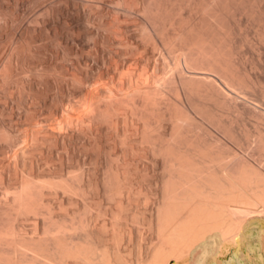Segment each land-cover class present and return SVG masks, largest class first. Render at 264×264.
Listing matches in <instances>:
<instances>
[{
    "label": "bare ground",
    "instance_id": "obj_1",
    "mask_svg": "<svg viewBox=\"0 0 264 264\" xmlns=\"http://www.w3.org/2000/svg\"><path fill=\"white\" fill-rule=\"evenodd\" d=\"M116 1L114 2H124L123 6L126 3L129 8L131 5L133 7L135 3L132 0ZM141 3L139 9L142 11L144 20L149 26H152L150 29L148 28L149 30L146 27L147 30L144 31L145 25H143L144 28L141 31L144 32L141 35L144 40L150 42L152 49L153 47L157 48L158 52H153L154 49L151 56L157 52L156 58L163 61V67L168 71L167 75L170 78L168 82L171 81V86L169 87L172 90L170 91H174L173 98H167L166 95L164 98L161 88H157L158 92L154 91L155 89L152 90L155 93L157 92L156 94L153 93L150 90L151 88H149L150 85L147 86L148 84L139 85L142 87L139 88L137 86L138 88L131 90L129 88V90H125L122 85L121 88L117 87L118 89H115L113 85V88L117 91L115 94L112 93L114 94L113 96L112 94L110 95L113 98L110 97L112 100L106 102L104 108H102V104L99 101L98 93H94V91L93 94L96 96H93V99L90 97L89 99L87 98L89 101L87 99L86 102L85 99L83 100L86 103V107L84 108L83 106L85 110L82 114L83 119L86 121L85 123L95 129V131L97 130V132L102 130L101 126L103 125L99 124L100 121L98 120H101V118H103L102 122L104 120L106 122L107 118V120L109 119L114 123L115 127L121 126L126 129L127 123L129 121L132 122L134 120H132V117L134 116L136 117L135 120H141L142 125L149 127L150 131L146 128L149 132L143 127V132L141 131L142 134L140 135L145 145L146 142H150L147 143V145H150L145 154L146 163L144 162V167L147 171L152 172L154 177V161L158 163L160 170L157 174V180H160L161 186L159 189L157 187L155 189V194L160 196V200L155 206L154 214L156 241L146 251L140 264H264V127L259 125L260 130L258 129L259 131H257L258 126L255 125L256 132H253L251 131L253 128L250 129V121L248 122L251 115L258 116L257 118L263 117L264 119V0H145V2L141 1ZM123 11H125V8ZM129 12L131 13V11ZM124 15L126 14L124 13ZM51 19L53 18L47 15L42 21L55 22ZM87 23H82V25ZM156 24L160 31L156 27L157 30L162 35L155 34L154 26ZM71 26L73 27L74 24ZM75 29L77 31L81 30L78 27ZM71 33L75 35L73 31ZM69 35V37H74L71 34ZM64 36L66 38L68 34ZM13 38L15 39L16 37L13 35ZM77 38L78 36L74 39ZM252 38L257 39L256 42L258 41L259 45L255 44V40H252ZM14 39L12 40L14 41ZM127 41H124L126 45L122 44L130 47V51L136 49L135 44L128 39ZM104 42L107 43V41ZM163 43L165 45L169 44L170 49L165 48L166 51L161 48ZM70 46L69 48H71ZM163 47L165 46L163 45ZM256 47L258 50L254 49ZM11 48L16 49V47ZM119 51L112 48L108 51H100L102 62L109 64L105 69H102L101 66L98 67L100 72L105 74L104 78L106 80L112 78V74H109L111 70L121 73L123 69L122 64L123 62L125 63V60L120 57ZM164 51L168 55L162 54ZM150 58L152 57L147 56L143 62L141 61L143 63L141 72L133 74L135 73L133 69L134 72H130L129 77L136 80L134 77L136 75L138 78H143L144 81L148 80L151 77ZM138 59L141 58L126 57L127 61H132L134 64L140 63ZM62 66H64V72H68L72 67L65 63H62ZM4 67L8 68L6 65ZM3 69L1 70L3 71ZM5 70L7 71L6 68ZM84 77L71 74L72 81L77 80L78 82H84L86 85ZM69 82H71L69 79L65 80L60 86L64 88V91H72L73 93L75 88ZM83 89L81 87L78 91L82 95L85 93V89ZM60 99L61 105L65 108L72 102L64 95ZM247 100H250L248 104L245 103ZM119 101L126 104L125 109L120 112H118L120 109L114 104ZM218 104H221L219 106L223 105L222 107L224 108L226 107L227 117L223 116V118L220 116L221 113H217ZM73 106L74 104L72 106L69 105V108ZM224 108L223 111L225 110ZM79 109L83 111L82 108L79 107ZM79 109L77 112H79ZM61 116L63 117V115ZM263 119L262 122L264 121ZM85 123L86 130H88V125ZM150 127H152L153 131ZM219 130L220 133L221 131L227 133L230 139L228 141L225 140L226 142L222 141L221 137L217 135ZM88 131L89 133L92 132L91 129ZM211 131H217L216 135L212 136L214 134L209 133ZM127 132L128 129L126 130ZM12 135L8 136L10 141L13 139ZM142 138L140 137L139 140ZM125 139L119 140L125 143L124 141L129 138ZM42 142L44 141L42 140ZM140 150L138 149L137 151H144L143 149V151ZM130 151L133 153L132 149ZM253 155L256 157L252 158ZM116 157H118L119 161L120 156ZM127 158L128 153L126 152L124 157L125 166L119 165L117 170L113 166L111 167L112 164L107 167V170L108 168L112 170L111 174L106 170V173L112 179L110 182L108 175L104 171L102 175L105 174L103 176H107V179L105 177L101 181L97 180L96 177L92 178V176V181H87L83 174L84 172L75 173L76 175L70 176L72 178L63 179V181H61L62 176L60 177L61 180L59 179L60 181H51L48 176L49 181L45 179L46 181H38L39 183H36L37 181L32 183L29 175L27 174L28 178L25 175V179L22 178L18 189L16 188L17 192H15L13 208H10V210H7V208L5 209L6 211L0 210V264H53L52 262L55 264H129L128 261L131 260V256L128 258L121 257L120 249L116 247L110 250L106 241L107 236H105L104 242L95 238L94 224L97 219L93 223L94 218L92 219L91 209L88 212V216H84L85 218L82 216L84 223L83 220H80L81 223L79 224V226L85 225L86 228L83 227L82 230L88 229L85 233L86 235L78 237L73 234L77 225H68V227L66 226L67 228H61L62 224L59 223L62 220L61 217H59L61 218L59 222L54 223L52 215L53 200L55 199H52V196H47L49 191L52 193L53 190V192L58 193L60 190L62 195L67 196L65 197L66 200L68 197L86 200L90 198L88 196H90L91 188L100 197L102 194L107 195L105 192L109 193L107 190L108 188L110 189V186H114L112 188H115L116 191H114L117 192L115 194L124 193L128 189L129 184L131 186L133 182L134 185L133 180L129 181L134 175L127 171L129 170L127 166H130L127 165L130 164ZM114 162H117L116 159ZM127 174H131V177ZM144 177H146L145 174ZM144 177L142 176L141 178L143 179ZM133 185L132 188L134 187ZM90 186L92 187L90 188ZM44 190H48V193H45ZM111 190L110 194L112 195ZM128 190L132 191L131 187ZM108 199L110 198L108 197ZM99 200L96 202H100ZM96 202H94L95 205ZM98 205L100 204L96 206ZM98 207L100 209V206ZM89 208L87 207L88 210ZM87 209L85 214H87ZM28 212L29 214L34 213L35 216L41 215L44 221L47 219L46 222H52L51 224L47 222L50 227L46 230L48 231V236L44 234L47 237L45 238L47 241L44 239L46 243H42V239L38 241L39 238H35L33 241L32 236H30V239L25 236L21 228V222ZM23 214L25 215L22 218ZM56 219L55 221H57ZM72 219L74 221V217ZM33 222L36 223L37 219ZM77 229L79 230L80 228L78 227ZM122 230L124 232L125 226ZM100 233L106 235L104 232ZM112 235L115 236L114 231ZM112 235L110 236L111 238ZM127 249L128 251L131 250L130 243H128ZM97 255L99 259H97Z\"/></svg>",
    "mask_w": 264,
    "mask_h": 264
},
{
    "label": "rangeland",
    "instance_id": "obj_2",
    "mask_svg": "<svg viewBox=\"0 0 264 264\" xmlns=\"http://www.w3.org/2000/svg\"><path fill=\"white\" fill-rule=\"evenodd\" d=\"M66 1L68 0H65V2L64 0H17V1L16 0H0V18H1L0 19V53H1L0 54V64H1L0 65V76L2 75L0 77V210H5L7 208H8L7 210H10V208H13L14 197L16 194L15 192H17V189L21 183L22 178L23 179H25V177L28 178L27 174L29 175V178L32 180L31 181L32 183L33 181L34 182L37 181L36 183H39L38 181L40 182L46 181L45 179L48 180L49 177L51 181L52 180L60 181L61 176H62L61 181H63V179L72 178L70 177L71 175L74 176L75 173L78 174L79 172H84L83 174L86 177L87 181L89 180L92 181L91 176L92 178L96 177L97 180L101 181L105 179V177L107 179V176H103L105 174L108 175L110 179V176L108 173L110 172L111 174L112 170L111 168H108L107 170V167H110L109 165L112 164L111 167L113 166V168L116 170L119 165L125 166L124 157L127 152L128 162L130 161L129 162L130 164H127V165H130V166H127V169L129 168V170L127 171L131 172L134 175V177L133 176L131 177V174L130 175H128L129 173L127 174L128 176L131 177L129 181L130 182L132 180L134 181V185L132 182V185L134 186L133 188H132V185L131 186H129L130 184L128 185V189L129 187H131L132 191L127 189L126 191H124V193L121 192V193H118L119 194L118 195V194H115L117 193L115 192L116 191L115 188H112L114 186H110V189L108 188L107 190L109 193L105 192V194H107L108 197L110 198L108 199V197L105 198V196L107 195L102 194L100 195V197L99 195H96L94 193V189L91 188L92 186H90L91 193H89L90 196H88L90 197L88 198L89 200L86 198H85L86 200L82 198L72 199L70 197H68L66 200L65 197L67 196L62 195L59 189H58L59 191L57 190L58 193L53 192V190H52V193L51 191H49L48 193V190H44V192L48 193L47 196H52V199L54 198L56 200V202L55 200H53L54 205H53L52 217H53L54 223L59 222L60 221L59 219L62 218V220L59 222L62 224L61 228H67L68 225H73V226L77 225L75 227V230H74L75 232L73 234H76V236L78 237H84L88 229H85L86 228L85 225L79 226V224L81 223L80 220L81 221L83 220V223H84L83 217L88 216V212L91 209L92 219L94 218L93 223H95L96 222L95 219H97V222L95 223L96 226L94 224L95 238L100 239L101 241L104 242V240L106 239L105 236H107L106 241L108 243V247L110 250L116 247L120 249L119 253L121 257L128 258L129 256H131V260L128 261L129 264H140L141 260L145 256L146 251L149 250V248L152 247L154 245L153 243L156 241V234H155L156 232L154 228L156 225V222H155L154 214H155V206L158 204L160 200V196L159 194H155V189L156 187L157 189H159L161 186L160 180H157V174L159 173V170H160L158 163L154 161V166H155L154 177L152 176V172H150L149 170L147 171V169L144 167L146 163L145 154L147 153V149L149 148V145H150V144L147 145V143H150V142H146V140H145L146 142V145H145V143L143 142L142 136H140L143 132V127L145 126L142 125L141 120H138L139 122L135 120L136 117L134 116L132 117V120L133 119L134 120L132 122L129 121L127 123L126 129L121 126L115 127L114 123H112V121H110L109 119L108 120L110 121V124L108 125L109 121L107 120V118H106V122L105 120L103 121L105 123L104 124L101 121L103 118H101V120L98 119L100 123L99 121L97 122L103 125L101 126L102 130H98L97 132V130L95 131V129L89 127V125L85 123L86 121L85 119H83V115H82L85 110L83 109V106L84 108L86 107L85 102L87 98L89 99L91 97L93 99L96 96L93 94V92L95 91L94 93H98L99 101L102 104V108H104L105 103L109 102V100H112L113 98L112 96L117 91L115 89L121 88V85H122V88H124L125 90H129V89L131 90V89H135L138 87L139 88L142 87L139 85L148 84L147 86L150 85L149 88H151L150 89L151 91L154 89H155L154 91H157V88L159 89L161 88L164 98H165V95L167 98H173L174 91H170L172 90L171 87H169L171 86V83H170L171 81L168 82L170 78H169V75H167L168 71L165 69V67H163L164 66L163 61L158 60L156 58L157 57L156 53L158 52L157 48L155 49L153 47L152 49L151 47L152 45L150 44V42L144 40L141 35L143 34L142 32L152 27V26H149L145 22L142 11L139 9V7L142 4L141 1L145 2V0H137V1L132 0V1H135L136 4L134 3L135 6L133 5L132 7L131 5L130 8L126 5V3H125L126 7L123 6L124 2L120 3L118 1V3H115L117 2L116 0H78V1L73 0L74 2L72 0H69L68 3H66ZM74 5L77 7V10ZM65 6H68L69 9L67 10L68 7H65ZM123 7L125 8V11H123L124 10ZM126 9L128 10V12L131 11V13L129 12L128 14ZM77 12L78 14H76ZM72 13L74 16L72 15ZM83 13L85 16L83 15ZM124 13L126 15H124ZM47 15L49 17H52L54 20L53 19L51 20L55 22H52V23L49 22L51 24L45 21L43 22L42 19L46 17ZM85 22L86 23L88 22L87 24H89L90 27L87 24L84 25ZM113 22L115 23L113 24ZM143 22H145V24H143ZM82 23L84 24L82 25ZM117 23L118 25H116ZM72 24H74L73 27L71 26ZM143 25H145V28ZM74 27L75 28L78 27V29L80 28L83 31L82 32L81 30L77 31V29H75ZM154 27H155V30H154L155 34L162 35L161 32L159 33L160 29L158 28V25L156 24ZM156 27L158 28L159 31L157 30ZM143 28H144V31H141L143 30ZM85 30L86 31L88 30V31L86 32ZM71 31H73L75 35L78 36L77 39H74L77 36L71 33ZM66 34H68V37L66 36L65 38L64 35ZM69 34H71V36H74V37L73 38L69 37L70 36ZM13 35L14 37H16L15 39L13 38ZM253 36L255 37V35ZM158 37H164V36H158ZM67 38L69 41L67 40ZM108 38H109V41H108ZM12 39H14V41ZM127 39L131 43L135 44L136 49H134L133 51H130L129 50L130 47L124 46ZM252 40H255V44L259 45L258 41L256 42L257 39L252 38ZM104 41H107V43ZM163 45L165 47H163ZM69 46L71 48H69ZM11 47H16V49L15 48L13 49ZM110 48H112L113 50H120L119 55L120 57L124 58L125 63L123 62L122 64L123 69L121 73L117 71L113 72L111 70L109 74H112V78L111 79L109 78L108 80H106L104 78L105 74L103 72H100L98 67L101 66L102 69H105L109 65L106 62L105 63L102 62L103 59L100 55V51L102 50L108 51ZM161 48H164V50H166L167 48L170 49V45L169 44L165 45V43H163ZM254 49H257V47ZM152 51L153 52L157 51V52L151 56ZM14 52H17V53H14ZM146 52H148L150 56ZM9 53L10 54L12 53L11 56ZM163 53L165 56L168 55V54H165L167 53L165 51L162 52V54ZM146 55L148 57H152L150 58V63H149L151 77H149L148 80H146L147 82L144 81L143 78H138V76L136 77V75L134 76L136 80H134V78H130L129 77L130 72H134V70H135V73L133 74H136L137 72H141L142 70L141 68H143L142 62L147 57ZM6 56L7 57L9 56L11 58L13 56L12 60L11 58L8 57L11 63ZM124 56L141 58V59H138L140 63L134 64V62L132 61L129 62L126 60V57ZM6 58H7V61H6ZM66 59H67V62H66ZM61 62L68 64L70 67L72 66L70 68L71 70L69 69L68 72L67 71L64 72L65 69H64V66H62ZM5 65L8 66V68L9 67L10 68L8 69L7 67H4ZM5 68L7 69L8 72L5 70ZM1 69H3V71ZM71 74H75L77 76L81 75L83 77L85 76L84 79L86 80V85L84 82L83 84L82 82H78L77 80H73L74 81L73 82L71 80ZM68 79L69 81H71L69 82L70 85L72 86L73 84L74 87L73 86L72 87L75 88V91L73 93L72 91L68 92L66 88H65L66 91H64V88L60 86V84H62L65 80H68ZM81 87L82 89L83 87H85L84 95L78 92ZM154 91L152 92L155 93ZM90 93H92L93 95ZM105 94L107 97L109 96L108 99L105 96ZM111 94L112 96H110ZM62 95H64L65 97H68L70 101L72 102L74 101V103L70 102L69 105L72 106L74 104L73 107L75 108L73 107L69 108V105H67L68 107L66 108L62 106L61 99H60ZM110 97L112 98L110 99ZM84 99H85V102H83ZM248 101L250 102V100H247L245 101V103L248 104ZM78 103L81 105H79ZM77 104L80 108L83 109V111L79 109ZM114 104L120 109V110L118 109L119 110L118 112H120L121 110H124L126 106V104L120 101ZM219 105L221 104H218V106ZM218 106L216 108L217 113L223 114V115L220 114V116L222 117L223 116L227 117L226 107L224 108L222 107L223 106L222 105V106H219V109H218ZM223 108L225 109L224 111H223ZM65 109L66 110L68 109L67 110L68 112ZM78 109H79V112L81 111L80 114L79 112H77ZM65 111L66 113L64 114ZM61 115H63V117ZM249 117H248L249 119L248 122L250 121L249 122L250 129L253 128L255 130L256 128L255 125L258 126L256 129L257 131L260 130L259 125L261 127H264L262 126L264 125L263 124L264 121L262 122L263 117H259L261 119L257 118L258 116L256 117V116L251 115ZM253 117H256V118H253ZM84 123L88 125V130L91 129L92 132L89 133V131L86 130L87 127L86 125H84ZM247 125L249 127L248 123ZM146 128L147 126L145 127V130H147L149 127L147 129ZM150 128L152 130V127ZM127 129H128V132L126 133ZM253 129H251V131L256 132V130L254 131ZM263 129L261 128V130ZM209 133H213L214 135L212 136H215L217 131H211ZM11 134H13L12 138L14 139V140L12 139V141L14 142L16 140L14 143L10 141L8 137ZM226 134L227 133L225 132L223 133L222 131L220 133V130L217 133V135L221 137L222 141L223 140L228 141L230 139L229 135L228 134L226 135ZM140 137L142 138L141 140H139ZM125 138L126 139L129 138V139L126 140ZM119 139L120 140L125 139L126 141H124L125 143H123V141L121 142ZM42 140L44 142H42ZM123 144H126V145H123ZM131 146H133L134 148ZM128 149L129 151H127ZM131 149L133 153L130 151ZM138 149L140 151H143V150L144 151L139 152L137 151ZM118 152H121V153H118ZM87 154L89 155L88 157H87ZM115 155L120 156L119 157L120 158L119 161L121 160L120 162L118 161V157H116ZM113 156L116 158H114ZM129 156H131L132 158ZM255 157L254 155L252 156V158H255ZM115 159L118 163L114 162ZM106 170L108 171V173H106L107 172ZM103 171L105 174L102 175ZM94 174H97V175H94ZM144 174L146 175V177L147 176L148 177L147 178L144 177ZM141 175L144 177L143 179L141 178L142 177ZM111 180L112 179H110L109 182ZM91 183L93 184V182ZM110 190H111L112 195L110 194ZM113 194L117 196H114ZM78 199L80 200L78 201ZM95 199L97 200L100 199L99 200L100 202H96L97 200ZM81 200L82 202H80ZM94 202H96V205L100 204L98 205L100 206V209L98 206L94 204ZM59 203L61 204V206H59L60 205ZM87 207L88 208L90 207L89 210L87 209ZM86 209H87V214H85ZM84 210L85 212H83ZM24 215L25 214H23L22 218L24 217ZM73 217H74V221L72 219ZM35 218L37 219L36 223L33 222L36 220ZM55 219L57 221H55ZM46 220L44 221L41 215L35 216L34 213L29 214L28 212V214L25 216V218L22 219V222H21L22 223L21 228L25 236L28 239H30V236H32L31 238L33 241L35 238L36 239L39 238L38 241L42 239V241L41 240L40 241L42 243H46L44 241L46 240L45 238L47 237L44 234H47L48 236V231L46 230H48V228L50 227L49 224L52 223V222L47 221L49 222L48 224ZM124 226H125L126 231L124 230L123 232L122 229ZM45 227L47 228L45 229ZM78 227L80 228L79 230L77 229ZM83 227H85L84 228L85 230H82ZM97 228L99 229V231H97L98 230ZM129 229H131L130 230L131 234L129 232ZM113 231L115 233V236L112 235ZM100 232H104L106 233V235ZM111 235H112V238L110 237ZM113 236L115 237V239H113L114 238ZM128 243H130V247H131L130 251H128L127 249ZM97 259H99L98 255H97ZM52 263L55 264L54 262Z\"/></svg>",
    "mask_w": 264,
    "mask_h": 264
}]
</instances>
